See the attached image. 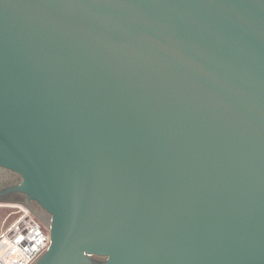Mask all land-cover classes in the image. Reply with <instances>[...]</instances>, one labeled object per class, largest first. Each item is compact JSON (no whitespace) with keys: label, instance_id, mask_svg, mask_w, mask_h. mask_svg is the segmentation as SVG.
Here are the masks:
<instances>
[{"label":"water","instance_id":"1","mask_svg":"<svg viewBox=\"0 0 264 264\" xmlns=\"http://www.w3.org/2000/svg\"><path fill=\"white\" fill-rule=\"evenodd\" d=\"M0 168L36 264H264V0H0Z\"/></svg>","mask_w":264,"mask_h":264},{"label":"built area","instance_id":"2","mask_svg":"<svg viewBox=\"0 0 264 264\" xmlns=\"http://www.w3.org/2000/svg\"><path fill=\"white\" fill-rule=\"evenodd\" d=\"M0 235V264H36L50 246L49 227L40 224L28 210Z\"/></svg>","mask_w":264,"mask_h":264},{"label":"rangeland","instance_id":"3","mask_svg":"<svg viewBox=\"0 0 264 264\" xmlns=\"http://www.w3.org/2000/svg\"><path fill=\"white\" fill-rule=\"evenodd\" d=\"M20 181L21 178L19 176L0 168V192L11 185L19 184ZM16 197L20 198L25 204L20 205L17 203L7 202L8 199ZM21 209L28 210L33 218L40 222L41 225L49 227L50 216L37 204H26V198L22 195H12L10 197H5V195H3V197L0 196V235L6 232L15 220L22 214Z\"/></svg>","mask_w":264,"mask_h":264},{"label":"flooded vegetation","instance_id":"4","mask_svg":"<svg viewBox=\"0 0 264 264\" xmlns=\"http://www.w3.org/2000/svg\"><path fill=\"white\" fill-rule=\"evenodd\" d=\"M11 173H13V172H11ZM13 174H15V173H13ZM15 175H17V174H15ZM17 176H19V175H17ZM20 177V176H19ZM21 182V181H20ZM20 184V183H19ZM19 184H15V185H11L10 187H8V188H6L5 190H3L2 192H0V196L1 197H3V195H5V197L6 196H8V197H10V196H12V195H22L23 197H25L26 198V204L27 203H35V202H33V201H29L28 199H27V197L24 195V194H21V193H18V192H15V191H13V189H15L16 187H18L19 186ZM7 201V200H6ZM7 202H12V203H17V204H20V205H23V204H25L20 198H18V197H16V198H11V199H8V201ZM36 204V203H35ZM44 211V210H43ZM47 213V212H46ZM48 214V213H47ZM108 263V259L106 258V257H101V256H90L89 258H88V263H86V264H107Z\"/></svg>","mask_w":264,"mask_h":264}]
</instances>
